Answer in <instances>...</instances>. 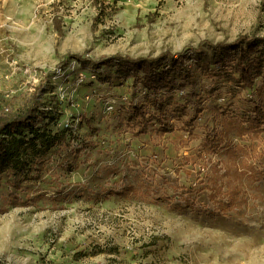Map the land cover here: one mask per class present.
<instances>
[{
  "label": "rangeland",
  "instance_id": "obj_1",
  "mask_svg": "<svg viewBox=\"0 0 264 264\" xmlns=\"http://www.w3.org/2000/svg\"><path fill=\"white\" fill-rule=\"evenodd\" d=\"M244 36L264 38V0H0V105L37 97L59 134L0 177V261L264 264V124L245 130L235 52L208 46ZM165 52H184L198 110L166 105L171 130L143 132L128 109L151 100L98 62Z\"/></svg>",
  "mask_w": 264,
  "mask_h": 264
},
{
  "label": "trees",
  "instance_id": "obj_2",
  "mask_svg": "<svg viewBox=\"0 0 264 264\" xmlns=\"http://www.w3.org/2000/svg\"><path fill=\"white\" fill-rule=\"evenodd\" d=\"M208 46L214 54L215 63L220 61L221 50L231 49L235 52L228 80L233 92L239 94L241 103L250 107V111H244L242 115L247 124L244 126L245 130L260 128L264 124V116L258 99L264 93V83L258 80L264 75V38L244 36L230 44ZM70 57L80 61L87 60L83 55ZM98 63L100 78L112 82L113 76L118 78L117 76L123 74L124 80L132 78L129 86L134 88V92L140 88L138 92L145 99L151 100L154 110L152 112L146 107L134 104L128 109L129 120L136 121L143 132L153 120L161 125V131L171 130L170 119L165 111L166 105L173 106L178 112H184L190 104L196 108L199 106L196 104L200 101V95L194 86L184 52H165L154 58L106 57ZM39 106L37 97L32 101H21L9 115L5 114V107L0 105V177L5 174L16 176L25 167H36L43 156L54 147L55 140H58L59 134L52 128L56 117L41 112ZM253 113L255 116L251 117ZM0 264L5 263L0 261Z\"/></svg>",
  "mask_w": 264,
  "mask_h": 264
}]
</instances>
